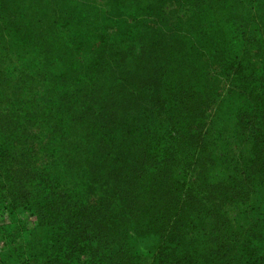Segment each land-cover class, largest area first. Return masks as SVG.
Masks as SVG:
<instances>
[{"label": "rangeland", "instance_id": "rangeland-1", "mask_svg": "<svg viewBox=\"0 0 264 264\" xmlns=\"http://www.w3.org/2000/svg\"><path fill=\"white\" fill-rule=\"evenodd\" d=\"M183 4L200 6L199 14L182 17ZM189 22L205 31L212 23L235 44L252 34L249 27L260 25L254 34H264V0H0L1 111L7 117L18 115L17 131L28 142H37L39 127L46 130L52 118H62L60 155L94 143L99 126L129 134L121 123L131 115H140L144 126L157 125L158 118L167 122L172 118L167 102L177 94H163L164 85H155L152 75L166 64L177 37L198 34L200 30L187 33ZM202 62L199 58L196 65L184 66H203V72L195 74L192 85L200 90L192 115L197 124L186 111L179 112L181 125L203 129L209 162L216 160L224 178L248 156L258 122L242 84L228 77L212 80ZM169 67L164 76L174 78ZM155 91L164 99L158 104ZM43 115L51 119L37 122ZM57 159L59 164L66 160ZM199 219L192 242L183 245L192 264H244L242 242L264 243V178L220 216ZM47 238V228L38 226L28 209L0 203V264H46ZM126 242L131 253L152 257L157 264L163 248L176 246L161 232L128 231Z\"/></svg>", "mask_w": 264, "mask_h": 264}, {"label": "trees", "instance_id": "trees-1", "mask_svg": "<svg viewBox=\"0 0 264 264\" xmlns=\"http://www.w3.org/2000/svg\"><path fill=\"white\" fill-rule=\"evenodd\" d=\"M180 8L182 17L200 10L196 4ZM236 13H241L240 8ZM188 28L187 33L200 30L191 22ZM249 28L252 34L236 38L235 44L212 23L194 37L185 34L175 39V50L152 75L155 85H164L163 94H177L167 102L172 118L155 120L160 127L144 126L140 115H131L121 123L129 134L99 126L94 143L60 155L62 118H52L46 130L39 127L37 142H28L17 131L18 115L7 117L0 103V203L28 209L37 225L47 228L46 264H157L152 257L131 253L128 231L161 232L176 244L159 252V264H192L183 245L192 242L200 216H220L264 178V34H254L260 25ZM199 58L212 80L228 77L242 84L258 122L248 156L223 176L226 179L220 176L216 160L209 162L212 155L203 129L181 125L179 112L188 111V118L194 120L200 90L192 85L195 74L203 72V66L196 70L184 66L196 65ZM168 67L174 78L164 76ZM154 93L157 104L164 100L161 91ZM217 100L210 102V108ZM48 119L43 115L37 122ZM57 157H65L64 164ZM240 251L244 264H264V243L257 246L247 238Z\"/></svg>", "mask_w": 264, "mask_h": 264}]
</instances>
